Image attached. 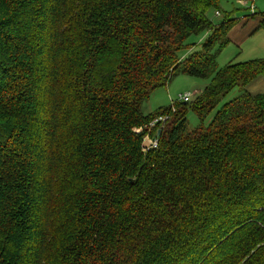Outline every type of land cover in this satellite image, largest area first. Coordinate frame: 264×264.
Instances as JSON below:
<instances>
[{
  "label": "trees",
  "instance_id": "obj_1",
  "mask_svg": "<svg viewBox=\"0 0 264 264\" xmlns=\"http://www.w3.org/2000/svg\"><path fill=\"white\" fill-rule=\"evenodd\" d=\"M221 8L0 0V264H264V57L218 66ZM182 73L211 81L145 113Z\"/></svg>",
  "mask_w": 264,
  "mask_h": 264
},
{
  "label": "rangeland",
  "instance_id": "obj_2",
  "mask_svg": "<svg viewBox=\"0 0 264 264\" xmlns=\"http://www.w3.org/2000/svg\"><path fill=\"white\" fill-rule=\"evenodd\" d=\"M255 4L257 11L260 13H264V0H254L253 2H249L248 5H244V3L239 0H221V14H216L215 9H210L208 12V16L212 19L215 24H219L224 20L225 11H232L231 14L237 18L243 17L244 15L250 14L252 6ZM208 34L205 32L195 33L188 39L189 47L187 49L182 50V54H187L192 51H196V49L201 48V43H203ZM261 36H257L255 34L251 37L249 41H247L243 46H226L225 49H222L220 46L214 47V52L217 53L216 60L218 62L219 67H225L230 62H246L250 60H254L255 58H263L256 57L260 52L258 39ZM259 50V51H258ZM211 81V79H204L200 77H192L186 75L184 73L177 75L173 80H171L167 86L156 88L153 91L150 99L143 103V111L145 113H152L159 111L161 109H166L174 104L178 103L180 100V95L185 92L191 91L193 93V97L197 96L202 92V89ZM241 90L238 88H233L227 96L220 103L219 108L224 105L228 100H231L237 96H239ZM175 110H173L174 112ZM209 117H212L213 113ZM187 118L189 120V128L196 129L201 123V120L197 117L194 110L189 109L187 113Z\"/></svg>",
  "mask_w": 264,
  "mask_h": 264
},
{
  "label": "crops",
  "instance_id": "obj_3",
  "mask_svg": "<svg viewBox=\"0 0 264 264\" xmlns=\"http://www.w3.org/2000/svg\"><path fill=\"white\" fill-rule=\"evenodd\" d=\"M257 11V8H256ZM240 17V20L236 25H234L229 32L230 42L227 46H243L247 41L251 39L252 36L257 34L261 36L258 39L260 52L256 57H264V29L259 28L264 16L258 15L251 17ZM259 51V50H258ZM248 89L253 93H264V75L257 77Z\"/></svg>",
  "mask_w": 264,
  "mask_h": 264
},
{
  "label": "built area",
  "instance_id": "obj_4",
  "mask_svg": "<svg viewBox=\"0 0 264 264\" xmlns=\"http://www.w3.org/2000/svg\"><path fill=\"white\" fill-rule=\"evenodd\" d=\"M240 1V3H241V1L244 3V5H248L249 4V2L247 1V0H239ZM251 10H252V12L253 11H255V9H254V4L251 6ZM218 13V12H217ZM193 93L191 92V91H189V92H185V93H182V95H180V100L183 102H188V101H190L192 98H193ZM166 119V117H164V116H159V117H156L155 119H154V122H152L151 124H152V126H154V125H156V123L157 122H159V121H164ZM151 126V127H152ZM145 139H148V140H150V142H151V145H153L154 147L158 144V139L157 138H154V139H152L151 137H149V136H146L145 137Z\"/></svg>",
  "mask_w": 264,
  "mask_h": 264
},
{
  "label": "water",
  "instance_id": "obj_5",
  "mask_svg": "<svg viewBox=\"0 0 264 264\" xmlns=\"http://www.w3.org/2000/svg\"><path fill=\"white\" fill-rule=\"evenodd\" d=\"M150 144H151L150 140L145 139V141H144V145H145L146 147H148V146H150Z\"/></svg>",
  "mask_w": 264,
  "mask_h": 264
}]
</instances>
